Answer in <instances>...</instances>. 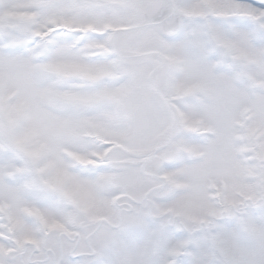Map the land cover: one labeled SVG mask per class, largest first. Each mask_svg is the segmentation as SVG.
I'll return each instance as SVG.
<instances>
[{
    "label": "snow or ice",
    "instance_id": "snow-or-ice-1",
    "mask_svg": "<svg viewBox=\"0 0 264 264\" xmlns=\"http://www.w3.org/2000/svg\"><path fill=\"white\" fill-rule=\"evenodd\" d=\"M0 264H264V0H0Z\"/></svg>",
    "mask_w": 264,
    "mask_h": 264
}]
</instances>
